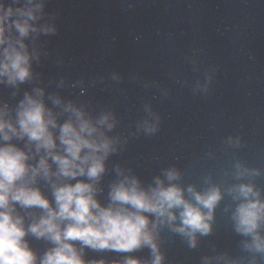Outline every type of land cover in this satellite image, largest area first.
Instances as JSON below:
<instances>
[{
    "label": "water",
    "instance_id": "1",
    "mask_svg": "<svg viewBox=\"0 0 264 264\" xmlns=\"http://www.w3.org/2000/svg\"><path fill=\"white\" fill-rule=\"evenodd\" d=\"M44 13L41 22L57 31L29 42L40 54L33 63L36 78L18 90L0 85V99L14 105L40 84L94 114L113 111L118 124L111 134L120 136L122 147L107 162L102 203L117 165L144 187L174 167L186 196L189 185L197 191L219 185L224 195L213 232L198 236L196 248L161 229L165 264H204L205 256L225 254L247 264L252 254L234 229L236 202L227 188L250 182L264 197V0H46ZM61 76L66 84L58 88ZM81 79L83 94L81 85L71 87ZM148 108L159 117L152 135L137 129L145 117L153 118ZM237 162L259 174L237 180ZM29 239L37 252L48 247ZM125 255L151 259L147 247L127 254L86 250V259L107 264ZM257 259L264 264V257Z\"/></svg>",
    "mask_w": 264,
    "mask_h": 264
},
{
    "label": "clouds",
    "instance_id": "2",
    "mask_svg": "<svg viewBox=\"0 0 264 264\" xmlns=\"http://www.w3.org/2000/svg\"><path fill=\"white\" fill-rule=\"evenodd\" d=\"M45 3L0 0V85L18 90L36 78L33 63L40 54L29 42L57 31L41 22ZM84 83L81 79L71 87L81 85L83 94ZM65 84L61 76L57 87ZM146 111L151 114L150 108ZM151 116L137 124L146 135L159 130V117ZM117 124L113 111L94 114L40 84L14 105L0 99V264H107L104 259H86V250L127 254L143 247L150 249V260L125 255L112 264H165L159 242L162 228L182 236L193 249L198 236L213 232L224 192L215 184L203 191L189 185L186 196L175 183L181 173L174 167L163 170L164 179L156 176L144 187L130 169L117 165L107 203H102L107 162L122 147L120 136L111 134ZM235 144H240L239 138ZM259 171L235 165L237 180ZM227 192L236 202L231 213L234 229L247 238L242 247L252 254L247 264H259L257 255L264 257V197L250 182L233 184ZM29 237L48 247L37 252ZM213 259L217 264H242L226 254L205 256L203 262L212 264Z\"/></svg>",
    "mask_w": 264,
    "mask_h": 264
}]
</instances>
